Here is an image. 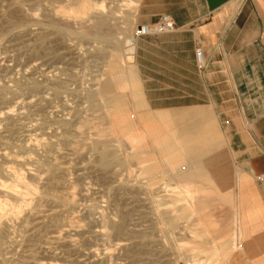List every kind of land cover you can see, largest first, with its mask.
Listing matches in <instances>:
<instances>
[{
	"label": "rangeland",
	"instance_id": "obj_1",
	"mask_svg": "<svg viewBox=\"0 0 264 264\" xmlns=\"http://www.w3.org/2000/svg\"><path fill=\"white\" fill-rule=\"evenodd\" d=\"M77 1L0 0V264H240L224 238L218 260L210 238L194 236L202 198L170 193L192 150L176 117L121 111L145 107L137 71L151 107L210 104L202 108L217 118L215 153L223 171L229 161L233 190L223 119L208 100L149 98L166 93L161 69L137 64L139 8L90 0L76 16ZM145 76L155 80L144 85ZM232 210L219 196L209 204L221 225Z\"/></svg>",
	"mask_w": 264,
	"mask_h": 264
},
{
	"label": "crops",
	"instance_id": "obj_2",
	"mask_svg": "<svg viewBox=\"0 0 264 264\" xmlns=\"http://www.w3.org/2000/svg\"><path fill=\"white\" fill-rule=\"evenodd\" d=\"M137 10L139 22L151 23L160 15H167L175 25L172 31L136 40L138 67L161 69L159 90L166 94L149 98L204 99L213 105L225 123L228 138L220 130L225 145L229 143L235 154L233 190L229 161L224 156L223 171V153H215L217 118L202 108L210 104L151 107L137 71L136 85L145 107L133 99L141 110L133 113L134 108H126L121 115L176 117L177 126L182 127L186 137L182 147L192 149L184 158L188 166L179 173V179L206 187L205 198L195 201L197 211L218 237L232 231L235 218L240 246L236 259L240 264H264V183L259 180L264 179V0H139ZM197 45L204 52L201 67L195 59ZM115 78L108 88L115 86ZM142 80L146 85L155 79L145 76ZM149 131L153 132L151 126L143 130L150 137ZM203 131H208V136L200 140ZM202 147L208 149L203 157ZM202 164H208V172H203ZM216 196L233 208V214L222 225L209 211Z\"/></svg>",
	"mask_w": 264,
	"mask_h": 264
},
{
	"label": "bare ground",
	"instance_id": "obj_3",
	"mask_svg": "<svg viewBox=\"0 0 264 264\" xmlns=\"http://www.w3.org/2000/svg\"><path fill=\"white\" fill-rule=\"evenodd\" d=\"M138 2H139V0H126L124 2V4H125L126 7H129V9H130V8H136ZM121 6H122V4H121ZM72 8L74 9L73 10L74 13H72V14H75L76 16H81L83 14H87V12L91 9V2H90V0H78L77 3H76V7L75 8L72 7ZM66 12H68V11H66ZM95 26L97 28V27H99V24H96ZM82 35L83 36H85V35L87 36L89 34L87 32H84V33H82ZM129 41H130V39L127 38L126 42H129ZM133 51H134V49L132 48L131 52L133 53ZM109 124L110 125L108 127L109 128L108 131L110 132L111 135L115 136L116 133L114 131V123H113V121L111 119H110ZM140 151H142V150H140ZM104 164H107V160L106 159H104ZM180 181H186V180H181L180 179ZM180 181H177L176 182V186L172 187V189L170 188L171 189V191H170L171 194H174L175 196H184V197H187V198H190V199L194 198V197H196V198H205V196H206V187L198 185L197 183H195L193 181L184 182L185 184L183 185ZM4 183H6V182H4ZM0 185H1V183H0ZM13 187H15V186H13ZM20 192L21 191L19 190V193ZM15 194L18 195V191H16ZM23 194H24V192H23ZM4 207H5V205L0 202V209H3ZM199 214H200V212H199ZM232 214H233V212H232ZM199 216L200 217H199V219L197 221V223H199L198 224L199 227L196 229L195 232H193V234H194V236H199V237L201 236V237L210 238L211 248H212L213 252L220 258L219 254H221V253H220L219 250L217 251V247H219V246L216 243V240L218 239V236L214 235L211 232V229H210L209 225L207 223H205V221L203 220L201 214ZM233 222H234L233 223V229H232V231L230 233L219 235L220 238H224L223 239L224 242L222 244H220V245H222L224 247V244L226 242L230 243V245L232 247L234 246L233 248H234L235 252L238 253L240 246H238V248H235V244H236L235 242L238 241V235H237V232H236L235 218H234ZM226 238H227V241L225 240ZM237 253H235V254H237ZM218 260H221V258L218 259Z\"/></svg>",
	"mask_w": 264,
	"mask_h": 264
},
{
	"label": "built area",
	"instance_id": "obj_4",
	"mask_svg": "<svg viewBox=\"0 0 264 264\" xmlns=\"http://www.w3.org/2000/svg\"><path fill=\"white\" fill-rule=\"evenodd\" d=\"M174 28V22L170 17L167 15H160L154 22L137 24L133 29L132 35L134 37H148L172 31ZM195 59L199 67L204 64V52L201 45L195 47ZM259 180L264 183L263 178H260Z\"/></svg>",
	"mask_w": 264,
	"mask_h": 264
}]
</instances>
